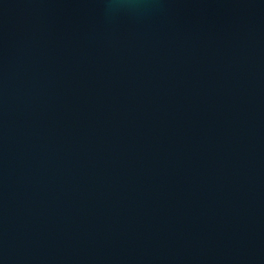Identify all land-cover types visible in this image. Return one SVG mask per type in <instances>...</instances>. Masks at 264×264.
Instances as JSON below:
<instances>
[{
	"label": "water",
	"instance_id": "obj_1",
	"mask_svg": "<svg viewBox=\"0 0 264 264\" xmlns=\"http://www.w3.org/2000/svg\"><path fill=\"white\" fill-rule=\"evenodd\" d=\"M0 264H264V0H0Z\"/></svg>",
	"mask_w": 264,
	"mask_h": 264
}]
</instances>
